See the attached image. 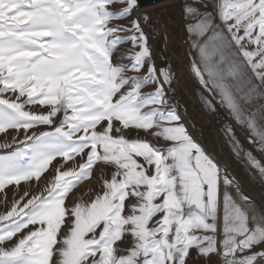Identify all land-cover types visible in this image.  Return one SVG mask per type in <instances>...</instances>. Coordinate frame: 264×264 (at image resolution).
Returning a JSON list of instances; mask_svg holds the SVG:
<instances>
[{
  "label": "snow or ice",
  "instance_id": "6c2138e0",
  "mask_svg": "<svg viewBox=\"0 0 264 264\" xmlns=\"http://www.w3.org/2000/svg\"><path fill=\"white\" fill-rule=\"evenodd\" d=\"M156 7L0 0V264H264V212L182 123L169 55L179 28L190 73L264 154V0Z\"/></svg>",
  "mask_w": 264,
  "mask_h": 264
},
{
  "label": "rangeland",
  "instance_id": "374dc122",
  "mask_svg": "<svg viewBox=\"0 0 264 264\" xmlns=\"http://www.w3.org/2000/svg\"><path fill=\"white\" fill-rule=\"evenodd\" d=\"M149 12L159 11L157 7L147 9ZM163 18V17H162ZM173 35L176 37L177 42L175 44L176 55H171V63L175 67L178 64L176 56L184 55L185 69H184V82L181 79L180 84L177 86L175 93V100L180 104V115L182 117V123L187 128L188 132L192 136L195 142H197L201 148L209 155L214 162L223 170H226L235 183L239 185L240 199L247 198L248 204L255 208L258 212H264V203H260L261 195L264 199V182L257 178L255 170L251 169L244 153L239 156L236 154L234 142L230 139L227 126L230 124L236 139L239 141L240 146L245 152L252 150L254 155L260 159L261 163H264V154L256 151L254 146L248 142V132L245 128L239 126L233 118L228 115L225 108H222L217 101L219 96L212 95L209 92L201 89L198 81L190 73L187 64L188 45L183 44L181 40V33L179 28L172 29ZM161 46L157 44L159 49ZM195 55V53H193ZM161 63L157 60V64ZM201 94L204 97H208L216 105L215 113L210 112L203 104ZM33 110H36L34 107ZM153 143H158L154 138L148 137ZM0 142H3V137H0ZM207 149L208 152L205 150ZM3 150H0L2 152ZM39 187L30 189L31 191H39ZM98 187L96 180L92 179L83 182L78 186L76 195L88 199L92 191ZM231 193L235 196V188L230 189ZM11 196V193H9ZM261 205H260V204ZM2 210V205H0Z\"/></svg>",
  "mask_w": 264,
  "mask_h": 264
},
{
  "label": "water",
  "instance_id": "95a60500",
  "mask_svg": "<svg viewBox=\"0 0 264 264\" xmlns=\"http://www.w3.org/2000/svg\"><path fill=\"white\" fill-rule=\"evenodd\" d=\"M162 2L163 0H141V3L144 5L145 8L156 5V4H160Z\"/></svg>",
  "mask_w": 264,
  "mask_h": 264
},
{
  "label": "bare ground",
  "instance_id": "6f19581e",
  "mask_svg": "<svg viewBox=\"0 0 264 264\" xmlns=\"http://www.w3.org/2000/svg\"><path fill=\"white\" fill-rule=\"evenodd\" d=\"M160 4H161V3H160ZM157 5H159V4H156V5H153V6L147 7V8H145V9H146V10H147V9H152V8H155ZM183 63H184V68H183V70H182V81L184 82L183 75H184V69H185V62L183 61ZM205 150L208 152L207 149H205Z\"/></svg>",
  "mask_w": 264,
  "mask_h": 264
},
{
  "label": "crops",
  "instance_id": "0c3cea01",
  "mask_svg": "<svg viewBox=\"0 0 264 264\" xmlns=\"http://www.w3.org/2000/svg\"><path fill=\"white\" fill-rule=\"evenodd\" d=\"M259 197H260V199H261V200H260V203H261V202L264 203V199H263V197H262L261 195H259ZM260 203H259V204H260ZM260 205H261V204H260Z\"/></svg>",
  "mask_w": 264,
  "mask_h": 264
}]
</instances>
